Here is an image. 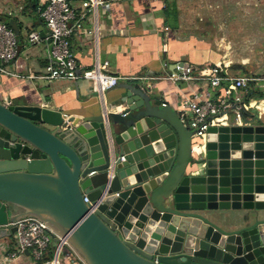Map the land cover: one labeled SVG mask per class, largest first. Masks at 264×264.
I'll return each mask as SVG.
<instances>
[{"label": "water", "instance_id": "1", "mask_svg": "<svg viewBox=\"0 0 264 264\" xmlns=\"http://www.w3.org/2000/svg\"><path fill=\"white\" fill-rule=\"evenodd\" d=\"M124 88L82 117L0 100V240L29 217L87 264H264V113L197 139L153 85Z\"/></svg>", "mask_w": 264, "mask_h": 264}, {"label": "crops", "instance_id": "2", "mask_svg": "<svg viewBox=\"0 0 264 264\" xmlns=\"http://www.w3.org/2000/svg\"><path fill=\"white\" fill-rule=\"evenodd\" d=\"M36 2L38 9L34 8ZM42 3L44 0H0V23L5 18L14 19L20 30L19 55L6 65L11 75L0 72V100L45 99L48 106L67 116L82 117L109 109L126 94L127 85H153L158 97L179 114L185 100L206 92L212 94L211 101L217 104H232L231 109L222 113L225 116L236 117L237 106L249 116L258 115L256 105L264 109V0L106 1L99 10L97 43L89 34L90 21L72 38V50L80 68L107 62L110 74L119 78V86L103 97L87 81L40 79L50 57L48 31L39 15ZM33 32L41 36V41L34 45L29 43ZM165 45L167 52L163 51ZM181 64L191 67L198 79L170 80ZM214 68H219L227 78L249 77L253 81L246 89L232 90L226 96L225 88L232 82L212 87L208 78ZM237 97L245 104L233 105ZM251 98L252 108L248 107ZM15 248V236L0 240V264H8L7 257ZM10 264L35 262L25 253Z\"/></svg>", "mask_w": 264, "mask_h": 264}, {"label": "built area", "instance_id": "3", "mask_svg": "<svg viewBox=\"0 0 264 264\" xmlns=\"http://www.w3.org/2000/svg\"><path fill=\"white\" fill-rule=\"evenodd\" d=\"M106 1L110 0H44V3L39 7V15L48 31L50 57L45 68V75L40 79L87 81L92 85L93 91L101 97L105 92L119 86L120 80L117 76L110 74L107 62L98 63L89 69L80 68L72 50V38L79 30L83 29L86 21L92 22V30L89 34L94 37L97 43L100 31L99 10ZM74 2H79L80 5L77 7ZM40 41L39 33L33 32L29 35L30 44H38ZM163 51L167 52L166 45ZM18 55L19 44L13 29L6 23H0V72L11 75L7 71L6 65L13 62ZM193 74L191 67L181 64L177 66V72H174L169 79L174 82H190L198 79ZM208 80L212 87H219L224 81L232 82L230 87L225 88V95L229 96L232 90L246 89L253 78H227L222 75L219 68H214L211 70ZM211 98L212 94L206 92L204 95L197 94L194 98L185 100L183 103L182 114H180L182 121L193 131L197 139L205 138L210 127L220 125L225 118L222 113L233 107L227 101L217 104L211 101ZM240 101V97H237L233 105ZM255 107L264 113V109L260 105ZM236 108V118L240 119L243 110L240 106ZM85 202H89L87 198H85ZM96 210L97 206H93L91 211L95 212ZM14 226L16 227V248L8 255V264L23 256L26 251L30 252L35 264H39L49 247L54 243V256L52 260L44 264H87L67 239L55 233L46 223L28 217L18 220Z\"/></svg>", "mask_w": 264, "mask_h": 264}, {"label": "trees", "instance_id": "4", "mask_svg": "<svg viewBox=\"0 0 264 264\" xmlns=\"http://www.w3.org/2000/svg\"><path fill=\"white\" fill-rule=\"evenodd\" d=\"M32 1H34V0H32ZM36 1H39V0H36ZM37 6H38V4H37V2H36L35 5H34V8H35V9H38ZM54 251H55V245L52 244V245L49 247L47 253L44 255V258L42 259V261L39 262V264H44L45 262L52 260V258H53V256H54Z\"/></svg>", "mask_w": 264, "mask_h": 264}, {"label": "rangeland", "instance_id": "5", "mask_svg": "<svg viewBox=\"0 0 264 264\" xmlns=\"http://www.w3.org/2000/svg\"><path fill=\"white\" fill-rule=\"evenodd\" d=\"M239 12V11H238ZM68 264H70V263H68Z\"/></svg>", "mask_w": 264, "mask_h": 264}]
</instances>
